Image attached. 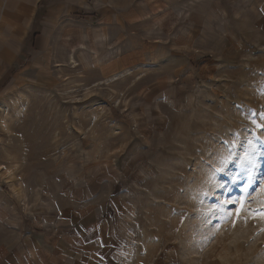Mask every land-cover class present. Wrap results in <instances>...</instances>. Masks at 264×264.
I'll return each mask as SVG.
<instances>
[{"label":"rangeland","instance_id":"rangeland-1","mask_svg":"<svg viewBox=\"0 0 264 264\" xmlns=\"http://www.w3.org/2000/svg\"><path fill=\"white\" fill-rule=\"evenodd\" d=\"M5 47L0 264H264V0H0Z\"/></svg>","mask_w":264,"mask_h":264},{"label":"bare ground","instance_id":"bare-ground-1","mask_svg":"<svg viewBox=\"0 0 264 264\" xmlns=\"http://www.w3.org/2000/svg\"><path fill=\"white\" fill-rule=\"evenodd\" d=\"M19 15H20V14H19ZM3 47H4V46H3ZM10 51H11V50H10ZM7 52H8V48L5 47V48H4V52H0V53H2V55H0V59H1V56H5ZM7 54H8V53H7ZM2 126H5V124L2 123ZM16 168H17V164H16L13 168H9V167H7V165H0V170L4 169V173H3V175L6 176V178H7V182H9V183L11 184V186L13 187V189H14L15 191H18L16 185H15L14 182H13V177H14V174H15L14 170H15Z\"/></svg>","mask_w":264,"mask_h":264},{"label":"snow or ice","instance_id":"snow-or-ice-1","mask_svg":"<svg viewBox=\"0 0 264 264\" xmlns=\"http://www.w3.org/2000/svg\"><path fill=\"white\" fill-rule=\"evenodd\" d=\"M260 127H264V125H259ZM238 213H239V210H238Z\"/></svg>","mask_w":264,"mask_h":264}]
</instances>
